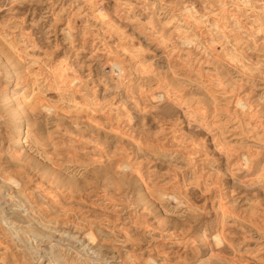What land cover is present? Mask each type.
<instances>
[{
  "label": "rangeland",
  "instance_id": "1",
  "mask_svg": "<svg viewBox=\"0 0 264 264\" xmlns=\"http://www.w3.org/2000/svg\"><path fill=\"white\" fill-rule=\"evenodd\" d=\"M0 205V264H264V0H0Z\"/></svg>",
  "mask_w": 264,
  "mask_h": 264
},
{
  "label": "bare ground",
  "instance_id": "2",
  "mask_svg": "<svg viewBox=\"0 0 264 264\" xmlns=\"http://www.w3.org/2000/svg\"><path fill=\"white\" fill-rule=\"evenodd\" d=\"M7 87V86H6ZM169 96V95H168ZM242 100V99H241ZM245 101V100H244ZM42 103V102H41ZM48 112V111H47ZM236 117V116H235ZM244 124V123H243ZM256 126V125H255ZM19 137H21V135H19ZM192 155V154H191ZM244 161H242V163H243ZM246 162V161H245ZM247 163V162H246ZM42 166V165H41ZM230 168V167H229ZM131 176V175H130ZM13 180V179H12ZM33 180V179H32ZM2 183V182H1ZM17 183H18V181H17ZM36 183V182H35ZM25 184V183H24ZM26 185V184H25ZM13 186H15V185H13ZM167 186V185H166ZM15 188V187H14ZM12 190H14V189H12ZM74 192V191H73ZM184 192V191H183ZM35 194V193H34ZM67 194V193H66ZM174 195V194H173ZM45 196H46V199L48 200V202H52L51 204L52 205H54L53 203L55 202V197L56 196H52V195H50V192H46V194H45ZM13 197V196H12ZM2 198V197H1ZM10 198V197H9ZM19 198V197H18ZM73 198V197H72ZM186 201V200H185ZM188 203V202H187ZM29 204V203H28ZM44 205V204H43ZM1 206V205H0ZM40 207V206H39ZM72 211V210H71ZM108 212H109V210H108ZM26 213V212H25ZM78 213V212H77ZM65 215L66 216H69L70 215V213L67 211V212H65ZM64 216V215H63ZM55 217V216H54ZM86 217V216H85ZM63 218V217H62ZM65 218V217H64ZM63 218V219H64ZM70 219V218H69ZM8 220V219H7ZM25 220V219H24ZM67 220V219H66ZM73 221V220H72ZM83 221V220H82ZM42 222V221H41ZM56 222V221H55ZM54 222V223H55ZM48 223V222H47ZM74 223V222H73ZM77 225V224H76ZM85 225V224H84ZM88 225V224H87ZM91 226V225H90ZM2 227V226H1ZM76 227V226H75ZM81 227V226H80ZM88 227H89V225H88ZM3 229V228H2ZM77 229V228H76ZM92 229H93V227H92ZM77 230H79V227H78V229ZM81 230V229H80ZM83 230V229H82ZM119 230V229H118ZM122 230V229H121ZM221 230V229H220ZM91 231V230H90ZM93 231V230H92ZM95 231H96V229H95ZM6 233V232H5ZM93 235V234H92ZM88 236V235H87ZM220 238V237H219ZM76 239V238H75ZM213 239H216V238H213ZM1 241V240H0ZM214 241H216V240H214ZM220 241V240H219ZM218 242V241H217ZM229 242V241H228ZM217 244V243H216ZM216 244H215V246H216ZM219 245V244H218ZM91 249V248H90ZM154 252H155V250H154ZM128 258V257H127ZM156 260V259H155ZM91 261V260H90ZM153 261V260H152ZM151 262V261H150ZM165 262V261H164ZM131 263V262H130ZM155 263V262H154ZM153 263V264H154ZM163 263V262H162ZM38 264V263H37ZM149 264V263H148Z\"/></svg>",
  "mask_w": 264,
  "mask_h": 264
}]
</instances>
